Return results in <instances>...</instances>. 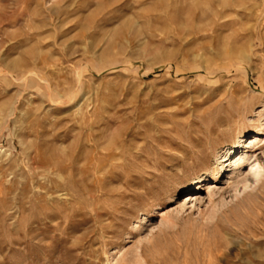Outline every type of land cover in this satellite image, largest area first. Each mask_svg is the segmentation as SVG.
<instances>
[{
  "label": "rangeland",
  "instance_id": "374dc122",
  "mask_svg": "<svg viewBox=\"0 0 264 264\" xmlns=\"http://www.w3.org/2000/svg\"><path fill=\"white\" fill-rule=\"evenodd\" d=\"M0 264H264V0H0Z\"/></svg>",
  "mask_w": 264,
  "mask_h": 264
},
{
  "label": "bare ground",
  "instance_id": "6f19581e",
  "mask_svg": "<svg viewBox=\"0 0 264 264\" xmlns=\"http://www.w3.org/2000/svg\"><path fill=\"white\" fill-rule=\"evenodd\" d=\"M262 132L263 131H260L257 135L249 138V145H246V143H244L243 146L240 147L239 149H237V147H233V149H232L233 150L232 151L233 153L232 154H234V155L231 157V154H230L228 157L227 156L224 157V161L222 163H227V162H230V161L232 162V159H234L235 161L233 162L232 165H230V167H234V166L237 167V166L243 165L244 164V160H243V158L240 157L239 150L240 149L243 150L245 148H248V149L254 148L255 146H253V145H255V144H257V143H259L261 141L260 136L263 134ZM206 156L207 157L209 156L208 152H207V155ZM241 167H238V168H241ZM246 176H249V175H246ZM218 177H219L218 175L215 176V178H218ZM206 180H207V177H201V178L198 179L196 185L203 184V183L206 182ZM218 182H219V180H218Z\"/></svg>",
  "mask_w": 264,
  "mask_h": 264
}]
</instances>
